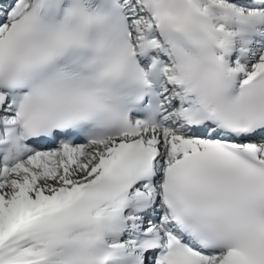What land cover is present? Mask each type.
I'll return each mask as SVG.
<instances>
[{
	"label": "snow or ice",
	"instance_id": "1",
	"mask_svg": "<svg viewBox=\"0 0 264 264\" xmlns=\"http://www.w3.org/2000/svg\"><path fill=\"white\" fill-rule=\"evenodd\" d=\"M0 264H264V0H0Z\"/></svg>",
	"mask_w": 264,
	"mask_h": 264
}]
</instances>
